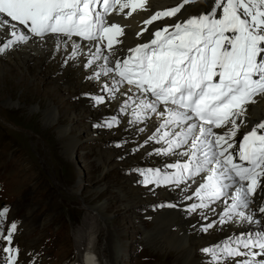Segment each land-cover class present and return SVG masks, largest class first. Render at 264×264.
Here are the masks:
<instances>
[{"label":"snow or ice","instance_id":"6c2138e0","mask_svg":"<svg viewBox=\"0 0 264 264\" xmlns=\"http://www.w3.org/2000/svg\"><path fill=\"white\" fill-rule=\"evenodd\" d=\"M202 2L182 0L176 7L156 11L136 33L139 38L149 32L151 38L129 48L128 55L121 58L117 46L123 43L125 27L109 22L107 17L123 14L128 18L138 10L146 11L148 0H0V29L13 38L0 47V52L30 38L23 31L18 33V26L41 39L52 34L95 42L96 51L91 53L85 67L104 60L95 78L109 73L120 78H113L112 88L106 86L113 98L126 83L131 86L129 92L135 89L134 94L144 97L134 110L135 120L143 119V113L150 110L163 119L157 133L169 126L180 129L163 132L157 142L164 141L168 147L157 151L185 156L187 160L168 165L176 169L173 173H162L159 169L142 171L144 184L179 186L206 173L202 177L204 182L193 194L201 203L192 205L191 211L207 208L209 203L227 197L220 223L226 222L224 217L228 220L236 217L241 223L260 225L250 205L257 191H264V121L243 133L242 139L236 138L245 123L248 105L264 95V0H212L210 11L198 16L177 18L174 24L157 27L155 31L147 27L177 17L186 5ZM79 49L80 45L73 43V55ZM104 49L107 55L103 54ZM148 94L155 99L149 100ZM94 99L102 104L105 98ZM127 107L129 104L125 102L124 108ZM116 122L113 118L105 123L110 128ZM169 136L172 138L167 139ZM148 139H156V134ZM184 145H189L187 151L175 153V149ZM237 158L241 163L236 162ZM234 186L235 191L229 194L228 190ZM246 209L249 211L245 212ZM7 211V208L0 210V217ZM258 211L264 213V205ZM15 231L16 224L12 223L8 235L2 237L9 245ZM202 251L212 257L213 264L241 256L248 259L237 260L235 264H264V228L230 238L222 247ZM2 252L8 254L6 264H15L16 248L3 247Z\"/></svg>","mask_w":264,"mask_h":264},{"label":"bare ground","instance_id":"6f19581e","mask_svg":"<svg viewBox=\"0 0 264 264\" xmlns=\"http://www.w3.org/2000/svg\"><path fill=\"white\" fill-rule=\"evenodd\" d=\"M180 3H182V0H148V10L146 11L138 10L128 18H125L123 14H113L107 17L109 22H116L125 27L126 35L121 37L123 43L117 46L118 54L132 45L144 43L151 38L149 32H145L139 38L136 33L145 27L143 22L152 12L176 6ZM211 3L212 0H204L200 4L186 5L177 17L165 18L147 27L150 31H155L157 27L174 24L177 18L186 20L191 16H198L201 12L210 11L209 5ZM127 11L126 9L125 12ZM17 31L19 33L23 30L18 26ZM28 36L30 38L26 42H17L11 47L5 48L4 52H0V78L7 75L15 83L23 84L25 88L29 89L38 86V82L41 80L50 81L55 85L50 91L51 95L46 96L47 103L44 108L38 105V112L44 123L52 125V127L55 126L58 139H60L62 145L61 153L69 159H73L75 155L77 139L72 133L73 128L61 123L62 119L67 116V112H64L62 108L65 102L55 100L53 96L57 97L59 87V89H64L69 94L73 92L79 95V110L70 109L72 115L77 117L78 120L83 119L76 124L77 132L85 133L90 128L92 129L91 125L94 124V138L115 139V143L113 142L112 145L100 144V147L96 148L95 158L103 169L102 173L120 165L126 170L127 177L119 187V198L123 199L120 204L124 207V211L143 209L142 204L148 201L152 202L153 199L162 202L164 206L163 210H160L157 215L158 218L156 220L151 219L157 225L152 228L148 226L143 237L144 241L147 240L148 244H155V247L161 251L170 247V251L164 256L172 257L174 264H213L212 257L205 254L202 249L214 248L217 245L222 247L233 235L244 234L259 226L249 224L246 221L241 223L236 217H233L232 220L224 217L226 222L220 223L226 208L225 200L227 197L209 203L207 208L197 207L195 211H191L192 205L201 203L200 199L193 194L199 184L204 182L202 177L206 173L188 179L179 186L174 183L145 185L143 182L144 177L141 175L142 171L159 169L162 173H173L176 169L169 168L168 165L178 162L183 163L187 160L185 156L173 153L163 154L162 151H157L168 147L164 141L157 142L163 132H176L180 129L169 126L157 133L163 119L159 118L156 113H151L150 110L143 113V119L135 120L134 110L140 99L144 97L138 93L134 94L135 89L129 92L130 86L128 85H121L120 91L116 92L115 98H113V95L106 90V86L112 88L113 78L119 79L113 73L101 74L99 78H95V73L101 72V66L105 63L104 60H97L91 67H85L87 61L92 58L91 53L96 51L95 42L55 35L45 36L44 39ZM11 39H13L11 35L0 29V47H4ZM73 43L80 45L77 55H73ZM103 54L107 55L108 53L103 50ZM96 97H104V103L97 104L94 99ZM129 97L132 99L129 100ZM255 100V103L248 105V113L243 118L245 123L241 125L237 138L252 123L264 118V95L257 96ZM125 102L129 104L126 109L124 108ZM163 107L161 105L160 109ZM113 118L117 122L112 127H107L105 122L111 121ZM98 124H100V127L96 128ZM216 131L221 132L222 130L217 129ZM154 133L156 139L149 140L148 137ZM93 137H90V139ZM171 138L169 136L167 139ZM188 148L189 145H184L179 149H175V153L187 151ZM228 191L229 194L233 193L235 186ZM262 196H264V191H261L259 196L256 194L254 202L250 205L254 219L259 221L261 220L257 209L262 202ZM188 197H191V199H188ZM227 203L230 204L231 200H227ZM91 208L95 209L104 219H108L109 215L106 212L108 204L103 202L94 204L92 202ZM244 211L248 212L249 210ZM154 214L156 215V213ZM151 217L152 215L147 216V218ZM103 223L104 228L101 229L100 236L107 234V249L110 251L111 246L112 255L108 257L110 262L103 261L108 258L101 261L97 257V260L99 264H122L118 260L120 255L119 242L111 233L110 224L106 221ZM209 224L212 227L209 228ZM205 228H207V231H204ZM103 245H106L105 240ZM18 256L16 257V264H18V261L23 260ZM244 259H246L245 256L227 258L216 262V264H235V261ZM83 262L85 264H98L90 252H86Z\"/></svg>","mask_w":264,"mask_h":264},{"label":"rangeland","instance_id":"374dc122","mask_svg":"<svg viewBox=\"0 0 264 264\" xmlns=\"http://www.w3.org/2000/svg\"><path fill=\"white\" fill-rule=\"evenodd\" d=\"M54 86L41 80L29 89L7 75L0 78V210L8 209L0 217V231L5 233L8 223L16 224L17 232L7 247L18 250L23 260L17 263L81 264L85 253V264L86 252L97 257L103 253L102 261L112 255L107 234L100 236L106 221L119 242L122 264H174L172 257L164 256L170 247L161 251L143 240L148 226L157 225L151 219L158 218L162 202L153 199L143 203V209L124 211L119 187L126 170L120 165L102 173L95 158L100 144L112 145L115 139L94 138V124L85 133L77 132L76 124L83 119L78 120L70 109L79 110V95L59 87L53 97L65 102L62 108L67 112L61 123L71 126L77 139L73 159L61 153L55 126L44 123L38 112V105L44 108ZM92 202L108 204V219L91 208ZM7 255L0 247V262Z\"/></svg>","mask_w":264,"mask_h":264}]
</instances>
